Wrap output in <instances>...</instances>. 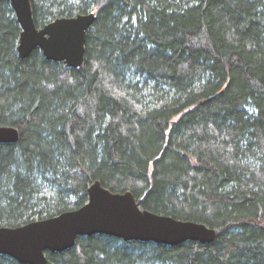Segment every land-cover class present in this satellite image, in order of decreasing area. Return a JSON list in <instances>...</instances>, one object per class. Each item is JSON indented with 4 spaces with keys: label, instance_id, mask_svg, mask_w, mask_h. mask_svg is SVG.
I'll use <instances>...</instances> for the list:
<instances>
[{
    "label": "trees",
    "instance_id": "16d2710c",
    "mask_svg": "<svg viewBox=\"0 0 264 264\" xmlns=\"http://www.w3.org/2000/svg\"><path fill=\"white\" fill-rule=\"evenodd\" d=\"M31 4L39 28L96 20L81 67L39 50L21 59L20 25L0 0V127L20 135L0 144V228L78 210L100 182L215 241L93 235L48 264H264V0Z\"/></svg>",
    "mask_w": 264,
    "mask_h": 264
},
{
    "label": "water",
    "instance_id": "95a60500",
    "mask_svg": "<svg viewBox=\"0 0 264 264\" xmlns=\"http://www.w3.org/2000/svg\"><path fill=\"white\" fill-rule=\"evenodd\" d=\"M7 1L21 28L17 48L21 59L39 50L48 61L63 62L69 68L84 64L87 33L96 20L94 13L56 19L39 28L31 0ZM19 138L17 129L0 127V144H14ZM93 235L178 246L190 241L210 244L217 232L201 223L143 210L131 192L113 193L95 182L88 189V202L78 210L16 228L1 227L0 255L21 264H48L49 253L70 250L78 238Z\"/></svg>",
    "mask_w": 264,
    "mask_h": 264
}]
</instances>
